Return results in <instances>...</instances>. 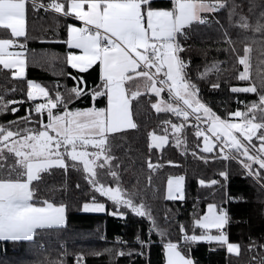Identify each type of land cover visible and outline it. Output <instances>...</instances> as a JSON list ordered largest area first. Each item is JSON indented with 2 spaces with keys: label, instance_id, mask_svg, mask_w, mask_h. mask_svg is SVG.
I'll return each instance as SVG.
<instances>
[{
  "label": "snow or ice",
  "instance_id": "obj_1",
  "mask_svg": "<svg viewBox=\"0 0 264 264\" xmlns=\"http://www.w3.org/2000/svg\"><path fill=\"white\" fill-rule=\"evenodd\" d=\"M170 2L172 6L169 9L153 7L154 0H0V29L10 30L11 36L10 39H0V66L11 71L12 80L25 78L24 52L9 49L16 46L25 48V44H18V38L27 39L29 4L33 11H51L64 19L81 22L79 27L74 23L66 24L67 40L63 43L69 49L80 50V54L69 51L65 62L79 73L93 66L99 67V83L91 89L83 76H72L70 73L68 75L75 83L70 88L63 86L64 92L59 90L62 86L58 82L52 89L27 81V100L35 101L37 97H43L45 102L35 103L25 117L0 123V161H3L0 163V170H3L0 171V241L31 242L38 230L58 228L65 223L66 206H57L49 199L35 202L37 192L32 185L34 181L41 180V174L49 169L67 170L69 167L82 171L84 180L91 187V203H84V211H107L106 204L98 202V194L113 203V212L109 214L123 216L121 208H128L136 216L146 218L151 231L162 238L167 237V230L157 223L148 203L152 176H148L144 187L139 186V180L136 185L126 187L121 165L115 163L118 158L113 154V145L109 140L113 134L138 127L133 118V101L144 94L156 97V101L151 103L156 113H171L179 121L165 119L162 121L163 134L148 133L149 152L161 150L172 143L177 149H183L182 154H186L185 129L191 127L195 129L199 152L212 153L219 148L222 159L235 160L246 176L264 189V78L260 79L259 86L250 82L248 86L231 87L233 93L255 94L258 99L246 103V111L229 112L227 117L222 118L200 99L198 85L187 74L188 64L181 57L184 48L180 43V37L187 38L185 30L191 25L210 23L208 17L202 14L229 9L230 21L239 15L236 27L264 34V13L253 27L248 17L238 12L240 5L235 0L231 3L229 0ZM225 37L226 42L232 45L231 51L236 52L227 32ZM251 51L249 46H245L242 56L237 53L238 64L243 66L236 76L239 81H250ZM219 68V65L213 64L198 78L205 79ZM60 74L63 75V71ZM137 80L142 81V85L135 90L126 87L129 82ZM212 87L219 85L213 84ZM15 91V87L0 91V115L8 114L9 110L15 115L19 108L14 105L25 102L6 98ZM165 91L167 99L161 95ZM85 96L91 98L92 106L71 107ZM101 98L105 105L97 107L96 103ZM33 112L41 118L34 120ZM44 113L47 114L46 123ZM232 118H239L240 122H233ZM201 124L206 127H201ZM201 138L202 147L199 143ZM192 154L207 162V158L197 152ZM9 156L14 157L15 162L6 167ZM157 167L149 156L147 169L155 172ZM219 175L225 180L228 178L227 171H221ZM184 181L183 175L168 176L164 198L183 201L186 198ZM218 183L215 179L207 183L199 180L201 187ZM164 219L166 222L169 220L167 212ZM228 223L225 210L215 203L207 204L203 215L194 214L192 234L188 233L186 225L181 224L179 241L168 239L164 243L166 264H195L182 252L181 246L199 241L216 242L226 246L229 254L239 255L240 245L229 242L224 231ZM196 229L200 230L199 234H195ZM213 229L217 234H212ZM136 243L143 248L146 241L137 236ZM107 251L111 253L112 250ZM126 254L133 253H116L117 256ZM82 259L78 255L76 264H81Z\"/></svg>",
  "mask_w": 264,
  "mask_h": 264
},
{
  "label": "trees",
  "instance_id": "obj_2",
  "mask_svg": "<svg viewBox=\"0 0 264 264\" xmlns=\"http://www.w3.org/2000/svg\"><path fill=\"white\" fill-rule=\"evenodd\" d=\"M235 3L240 5L238 12L247 16L253 27L261 13H264V0H235ZM171 6L170 0H154L153 3V7ZM228 12L229 9H224L215 14H202L208 17L210 23L206 25L194 23L185 30L187 38L180 37V43L184 48L181 57L188 64L186 71L189 78L198 85L202 102L222 118L227 117L229 112L246 111L245 104L258 99L255 94L233 93L231 87L248 86L250 82L259 86L260 79L264 78V34L236 27L235 22L239 20V15L230 21ZM72 22H74L72 19H64L51 11H33L29 4L27 39L18 38V44H25V78L12 80L11 71L0 66V91L15 87L16 91L10 92L6 98L25 102L14 105L19 108L15 115L10 110L8 114L0 115V123L28 115L29 108L35 102L27 100L29 80L52 89H55L58 82L62 86L59 89L61 92H64L63 86L70 88L75 83L69 77V73L72 76H83L89 89L99 83L98 66L79 73L65 62L67 53L73 51L63 43L67 40L66 24ZM225 32L231 37L236 52L231 51L232 45L226 42ZM0 37L11 38L8 31L2 29ZM245 46L252 49L250 81H239L236 76L242 71L243 66L238 64L237 53L242 56ZM40 53L42 56H39ZM213 64L220 66L219 71L212 72L205 79H199L200 73ZM61 71L63 75L60 74ZM213 84H218L219 87L213 88ZM155 101L156 97L149 94H144L133 101V118L138 127L113 134L109 140L113 145L112 152L118 158L115 163L121 165L120 171L126 187L136 185L137 180L139 186L144 187L147 185L148 176H152L148 203L157 223L167 230V237L162 238L151 231L149 221L136 216L128 208H121L123 216L109 214L113 212V203L99 197L98 194H96L98 202L105 203L107 211L83 212L84 203L90 202L93 195L91 187L84 180L83 172L72 167L67 170L52 168L41 174V180L33 182L32 187L37 192L35 202L49 199L57 206L65 205V224L58 228L38 230L39 236L35 235L34 241L31 242L0 241V264H76L78 255L83 257L81 264H164V243L168 239L172 242L179 241L181 224L186 225L188 233L192 234L194 214L202 215L209 203H215L219 208L227 205L229 223L225 227L226 234L229 242L240 245V254H229L226 246L204 241L182 244V252L195 264L264 262V189L252 178L247 177L241 165L235 160L222 159L219 148L212 153L199 152L198 141L191 127L185 129L186 154H182L183 149H177L172 143L165 145L161 150L153 149L149 152L148 133L163 134L162 121L165 119L179 122L171 113H156L151 108V103ZM104 105L103 98L96 103L97 107ZM89 106H92L91 98L85 96L71 107ZM32 116L34 120L41 118L34 112ZM43 120L46 123V113ZM199 143L201 147V140ZM193 152L206 157L207 162L194 156ZM149 156L152 163L158 165L155 172L147 169ZM14 162L15 158L9 156L6 167ZM221 171H227L226 180L219 175ZM4 174L6 175V172ZM170 175L185 176L186 198L183 201H170L164 198L166 181ZM201 179L206 183L215 179L219 183L211 187H201L199 184ZM77 184L80 185L79 188L76 187ZM153 192L156 193L155 196L152 195ZM166 212L169 214L167 222L164 219ZM199 232L200 230L196 229L195 234ZM137 236L147 241L143 248L133 241ZM121 241L123 243H120ZM250 246H253L251 250ZM107 250L112 251L110 253ZM62 251L66 255L62 254ZM119 251L124 253L131 251L133 254L117 256L116 253Z\"/></svg>",
  "mask_w": 264,
  "mask_h": 264
},
{
  "label": "crops",
  "instance_id": "obj_3",
  "mask_svg": "<svg viewBox=\"0 0 264 264\" xmlns=\"http://www.w3.org/2000/svg\"><path fill=\"white\" fill-rule=\"evenodd\" d=\"M171 8V7H170ZM169 8V9H170ZM70 19H72V18H70ZM73 20V19H72ZM74 22H72V23H74V24H76V26H82V24H81V22H79V21H75V20H73ZM3 30V29H2ZM4 31H8V33L10 34V30H4ZM3 37H0V39H2ZM9 51H12V52H25L24 51V49H21V48H19L18 46H16V47H13V48H10L9 49ZM74 54H77V55H79L80 54V50H78V49H73V51H72ZM24 56H25V53H24ZM25 67H26V64H25ZM25 70H26V68H25ZM242 70H243V68H242ZM154 71V70H153ZM138 85H142V81H139V80H137V81H134V82H129V84H127L126 85V87H128L130 90H135L136 89V87L138 86ZM141 91H143V89H142V87H141ZM162 95V97L163 98H165V96H164V94L162 93L161 94ZM39 98H42V97H38L37 99H39ZM74 108H78V107H74ZM47 122V121H46ZM233 122H240L239 121V118H233ZM237 136H239V134L237 133L236 134ZM65 215V214H64ZM65 224V223H64ZM63 224V225H64ZM62 226V225H61Z\"/></svg>",
  "mask_w": 264,
  "mask_h": 264
},
{
  "label": "built area",
  "instance_id": "obj_4",
  "mask_svg": "<svg viewBox=\"0 0 264 264\" xmlns=\"http://www.w3.org/2000/svg\"><path fill=\"white\" fill-rule=\"evenodd\" d=\"M164 96H165V99H167V92H166V91L164 92ZM43 102H45V101H44V98H41V99L35 101L34 104H35V103H43ZM34 104H33V105H34ZM190 120H192V118H190ZM192 121H193V123H195L194 120H192ZM201 127H206V125L201 124ZM192 129H193V131H195L194 128H192ZM225 151H227V149H226ZM221 208L227 212V205H226V204L222 205ZM224 231L226 232V228H224ZM147 236H148V242H149V237H150V233H149V232H148ZM133 241H136V238H134ZM146 242H147V241H146Z\"/></svg>",
  "mask_w": 264,
  "mask_h": 264
},
{
  "label": "rangeland",
  "instance_id": "obj_5",
  "mask_svg": "<svg viewBox=\"0 0 264 264\" xmlns=\"http://www.w3.org/2000/svg\"><path fill=\"white\" fill-rule=\"evenodd\" d=\"M39 56H42V53H40L39 54ZM35 83H38V82H36V81H34ZM39 84V83H38ZM41 85V84H40ZM38 98V97H37ZM43 98V97H42ZM39 99H41V98H39ZM39 99H36L35 101H37V100H39ZM203 146V144H202V138H201V147ZM172 176H175V175H172ZM166 191H167V181H166V188H165V195H166ZM87 203H91V201L90 202H87ZM82 211L83 212H94V211H84L83 210V207H82ZM207 211V205H206V208H205V211H204V213ZM203 213V214H204ZM202 214V215H203ZM226 227V226H225ZM212 234H217L216 233V230L215 229H213L212 230ZM36 236H39V232L38 233H36ZM205 242V241H204ZM208 243H210V242H208ZM211 243H214V242H211ZM122 245V244H121ZM65 249V247H63V250ZM122 250V249H121ZM65 252V251H64ZM62 254H65V253H63V251H62Z\"/></svg>",
  "mask_w": 264,
  "mask_h": 264
},
{
  "label": "water",
  "instance_id": "obj_6",
  "mask_svg": "<svg viewBox=\"0 0 264 264\" xmlns=\"http://www.w3.org/2000/svg\"><path fill=\"white\" fill-rule=\"evenodd\" d=\"M164 257H165V262H164V264H166V256H165V252H164Z\"/></svg>",
  "mask_w": 264,
  "mask_h": 264
}]
</instances>
